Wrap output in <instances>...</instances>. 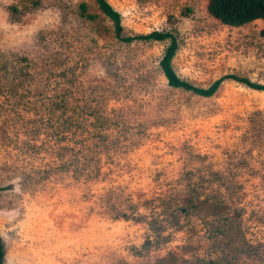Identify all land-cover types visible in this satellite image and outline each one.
Segmentation results:
<instances>
[{
    "label": "rangeland",
    "instance_id": "374dc122",
    "mask_svg": "<svg viewBox=\"0 0 264 264\" xmlns=\"http://www.w3.org/2000/svg\"><path fill=\"white\" fill-rule=\"evenodd\" d=\"M0 0L3 264H264V19L208 0ZM87 10L82 14L81 4ZM91 15V16H88Z\"/></svg>",
    "mask_w": 264,
    "mask_h": 264
},
{
    "label": "trees",
    "instance_id": "16d2710c",
    "mask_svg": "<svg viewBox=\"0 0 264 264\" xmlns=\"http://www.w3.org/2000/svg\"><path fill=\"white\" fill-rule=\"evenodd\" d=\"M99 8L114 22L116 36L125 41L139 40H157L165 41L170 39L165 53L161 59V67L168 79L170 85L193 90L194 92L209 96L212 95L219 87L224 76L208 87H198L190 82L180 78L172 65V60L178 50L176 36L171 31L154 30L147 34H138L135 36L122 37L124 30L122 25L121 14L107 0H97ZM82 14L87 10L85 3L81 4ZM208 11L221 22L231 26H241L257 19H264V0H208ZM91 16V15H88ZM234 77L240 81L246 82L249 86L264 90V84L254 83L247 78H240L235 75H226ZM4 247L0 234V264H3Z\"/></svg>",
    "mask_w": 264,
    "mask_h": 264
}]
</instances>
